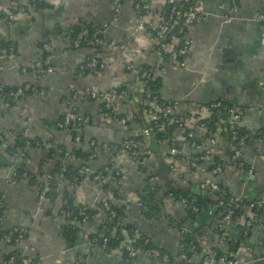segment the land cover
Wrapping results in <instances>:
<instances>
[{
	"label": "crops",
	"instance_id": "obj_1",
	"mask_svg": "<svg viewBox=\"0 0 264 264\" xmlns=\"http://www.w3.org/2000/svg\"><path fill=\"white\" fill-rule=\"evenodd\" d=\"M27 1L0 0V10L10 9L16 2ZM198 2L204 19L187 33L191 43L184 67L166 61L160 69L156 68L161 62L148 34L134 28L136 14L132 0H123L117 15L113 13L111 0H43L40 8H29L12 22L0 19V43L8 41L15 45L13 57L0 48V85L15 87L23 83H40L46 92L45 97L24 95L9 107L4 106L0 99V196L4 205L0 235L10 229H19L23 233L17 242L5 243L0 238V262L14 249H21L26 256L23 264H78V260L83 264H181L177 257L181 234L194 231L200 250L191 254V263L219 264L221 256L216 248L222 251L228 248L227 241H222L221 237L218 241L217 234L213 232L216 218L224 211L222 201L210 203L207 208L203 204L185 205L191 212H196L193 220L185 215L187 209L184 205L176 204L170 195H164V180L156 174H167L173 178L178 185L189 189L192 201L197 202L204 193L202 184L208 174L200 168L191 169L188 161L195 143L200 142L205 148L214 149L216 156L226 161L223 172L212 176L218 185L226 188L236 200L264 197V0ZM232 4H236V10H232ZM228 15L232 16L231 20L227 19ZM84 22L96 27L104 42L102 51L97 53L99 68L80 73V66L92 54V49L73 48L70 30ZM44 46L50 53L54 71L47 73L44 69L39 74L33 67L42 56ZM140 65L150 66L161 78L160 96L167 102L178 101L176 112H198L201 117H206L210 114L211 104L229 102L234 108H243L240 125L259 135L241 149L240 167L227 162L230 147L224 137H217L210 144L202 132L189 141H179L174 172L169 170L164 158L166 142H160L162 154L159 158L152 153L143 158L144 166L138 162L125 163V174L120 179L121 198L116 199V203L121 205V201L126 199L130 205L123 208L121 221L135 228V237L169 252L172 255L169 262L142 252L129 256L126 249L134 246L136 238L128 233L121 249L107 252L99 245L91 244L88 235L95 232L101 222L100 211L92 220L80 224L78 237L83 244L75 245L62 234L67 218L60 210L61 201L40 200L35 187L27 180L13 181L11 178L12 172L20 166L35 171L43 155L37 146L27 145L25 157L18 148L12 150L17 133L25 131L27 137L39 138L43 142L50 140L53 145H64L68 150L74 147L67 131L55 126L69 108L72 91L83 92L81 97L72 101L77 112L91 116L89 124L84 127L86 141L94 138L111 145L121 142L129 133H139L141 128L132 119L123 125L116 123L118 127H110L106 131V127H101L104 122H100L98 116L100 100L91 99L87 92L123 87L130 94L141 95ZM23 68L27 70L23 72ZM127 99L122 98L117 103L118 112L121 111L124 117L136 109L133 100ZM86 150L91 149L88 146ZM94 151L97 156L85 161L89 173L111 160L109 147H98ZM66 161L76 165L82 162ZM51 164L53 162L50 161L44 166ZM150 171H153L150 184L157 182L159 185L157 201L161 208V214L154 219L142 215L136 205ZM68 190L75 197V202L84 206L94 207L98 201L112 198L104 195L99 183L90 177L84 178L77 188L70 185ZM216 191L211 194L213 200L216 199ZM167 215L172 221L167 220ZM244 219L242 216L225 226L232 243H240L233 256L240 260V264H264V217L254 219L255 223H252L245 239L237 241L241 232L239 226ZM194 223L196 230H190Z\"/></svg>",
	"mask_w": 264,
	"mask_h": 264
},
{
	"label": "built area",
	"instance_id": "obj_2",
	"mask_svg": "<svg viewBox=\"0 0 264 264\" xmlns=\"http://www.w3.org/2000/svg\"><path fill=\"white\" fill-rule=\"evenodd\" d=\"M43 0H29V2L25 3H14L13 7L10 9L0 10V19H3L7 22L14 21L18 16L24 14L27 9L34 8L37 3H41ZM185 11L181 12L178 7V0H132L133 2V9L136 14L135 20H134V28L136 30H142L145 31L149 36V41L152 43V47H154V50H156L159 58H160V64L156 65V68L160 69L162 67V64L166 61H172L176 65L180 67H184L186 65V56L190 47V39L187 37V33H185L183 36H171L170 42H162L164 35L166 32H168L171 29V24L173 22V25L178 24V20L181 19L179 23V32H182V30L189 29L199 25L203 19L204 14L202 13L200 9V4L198 0H182ZM112 7H113V13L117 15L121 11V5L123 0H111ZM169 4V10L167 12V16L163 15L161 11V7L164 4ZM236 4H232V10H236ZM228 20L232 19L231 15H228ZM86 29L79 32L77 38L72 42L73 46L75 48L78 47V44L81 40H83V37L86 35ZM176 51H174V45L177 44ZM89 44H103V42L100 41L99 38H94L93 40L89 41ZM43 49H47V47L44 46ZM92 49V57L90 60L83 66H80V73H83V70H88L91 72L96 67V59L98 58V54L94 52ZM9 57L14 56V46L11 44L8 50ZM170 53L168 56V59H165L167 54ZM183 56V57H181ZM50 56H47L44 61L37 60L35 62V67L41 66L43 64H47L48 66L45 68V72L52 73L54 71V67L50 64ZM22 71H26V68H23ZM96 71V70H94ZM140 69H138V76L141 81V96H143L144 92H146L145 99L143 101V104L146 106V109L144 110V118L154 124V127L156 128V131L159 132V134L162 137H166V144H167V150L164 154V158L167 160V165L169 167V170L171 172H174L176 170V161L178 159L179 154V141L181 139H192L195 134L198 132H202L203 135L207 133L208 129V121L203 120L206 117H201L198 112H176V107L178 105V101H173L170 105H166L164 103H158L155 98L150 97V91H148L145 87V76L146 72L141 71L139 74ZM154 72V71H153ZM81 75V74H80ZM32 84V83H31ZM39 84L38 91L35 95H38L40 97H45V89L40 83ZM30 83L25 84V88H28ZM21 89L19 88L16 91V94H20ZM83 95V92L76 91L71 94V99L68 100L69 108L66 110L63 114V118L56 123V127L62 130L69 129V125L74 124L75 127H83L89 124L90 122V115L89 114H82L76 111L75 107L73 106V99L81 97ZM87 95L91 99H97L100 100L99 106H98V115L103 119L104 122H113L117 123L119 125H123L126 123L128 119L134 118L135 112H129L126 114L127 116H121L118 117L116 114L118 112V106L117 103L120 102L122 98H127L129 96L128 90H120L119 88H109L106 90H90L87 92ZM4 106L7 105L6 102L3 103ZM217 103L211 104L212 106H216ZM110 110L113 115H111V112H105V110ZM229 113L231 114L228 119L223 120L221 123L218 124L217 130L215 132L210 133V137L206 138L208 139V142L210 144H213L215 142V138L217 137H223L221 133L223 131H227L229 134L228 139V145L230 149L232 150L235 146L242 144L244 142L245 136L238 137L237 136V130L235 127V124H240V119L243 116V108H231L229 109ZM226 124L228 126L226 127ZM224 125V126H223ZM79 130V128H77ZM140 133L143 135L142 138H136L132 134L129 133L127 137H125L121 142L114 143V144H107L106 142L97 140L89 139L88 140V146L90 147L92 152H95L94 149L100 148H110L113 150V154L110 156L112 163V166L115 168V175L122 177L125 174V163L126 162H138L142 166H144L143 158L146 156H149L148 154H151L150 151L147 149L149 138L151 136V128L150 127H143L140 129ZM21 135L25 136V131H22L20 133ZM80 131H77L74 134L73 137V143L75 144L74 147H78L80 143ZM0 142H2V135L0 134ZM47 144L49 145L50 142L47 141ZM241 150L235 149L233 154L228 157L227 162L229 161L236 167H240L241 163L237 162V159L240 158ZM22 156L25 155V151H21ZM217 153L214 149H207L205 148V145L200 142H196L194 146V151L192 155L189 157V167L191 169L200 168L203 172H207L208 177H206L202 184V189L204 191L203 195L211 196L213 191L218 190V183L215 181L212 176L216 177L217 175H220L224 167L226 165V161L219 158V161L214 162L213 166L208 167L207 164L203 163V161H209L213 160L214 157H216ZM113 157V158H112ZM92 158V154L90 156ZM98 170V169H97ZM97 170L94 173V176L91 178L90 175L92 173H89L88 171L84 170V167L81 166L79 168V173L84 175V178L90 177L92 180L99 183L105 182L108 179L107 177L102 176V174L97 173ZM63 171L64 168H60L58 171L56 178L57 180H61L63 177ZM15 175V171L12 172V179ZM43 181H45V185L48 183V180H51L53 177L51 174L45 173L42 177ZM113 178V177H112ZM84 180V179H83ZM157 180V178L155 179ZM81 182L73 181L72 186L75 188L78 187V185ZM151 190H154L155 187H159L157 182L150 184ZM102 190V188L100 187ZM45 188L42 189L40 193H37V197L40 200L48 201V198L44 195ZM255 203H249L245 207V213L247 214V219L245 221V225L247 227V230L251 228L252 221L257 218L264 217V214L260 215L257 213V211L253 210L254 205L258 204L257 206L264 203V197L257 199ZM188 203L187 199L184 197H179L178 200H176V204H182L186 205ZM231 203V202H230ZM230 203L228 205H230ZM121 205L127 209L130 205V202L126 199H123L121 201ZM136 205L140 208L142 206L139 199L136 201ZM1 208V204H0ZM196 210H199L198 207L195 208ZM112 215H114V212H111ZM232 214V209L227 208L225 214H221L216 218V227H225L229 221L230 216ZM3 217V212L0 210V219ZM86 218V216H85ZM73 223H79L77 218H74L72 220ZM80 224V223H79ZM15 234V235H14ZM12 236H14L15 242L22 239V234L17 232V229H11L10 232L3 234L2 240L6 243H9L12 241ZM104 236L103 230L100 231L92 240L91 242H96L99 239V243L101 241L106 242V238L101 239V237ZM222 238V236H221ZM146 241L142 244L134 245L132 247H128L126 249V252L129 256L133 257L137 252L146 253L147 255L153 257V258H161L164 261L168 260L167 255H160V252L156 248H146ZM103 248V247H102ZM181 261V264H191L190 258L186 256L185 253L179 254L178 257ZM23 262H26V259L23 260ZM6 264H16L14 258L11 256L9 260L6 262ZM219 264H240V260L236 258L235 256H227V254L220 257Z\"/></svg>",
	"mask_w": 264,
	"mask_h": 264
},
{
	"label": "trees",
	"instance_id": "obj_3",
	"mask_svg": "<svg viewBox=\"0 0 264 264\" xmlns=\"http://www.w3.org/2000/svg\"><path fill=\"white\" fill-rule=\"evenodd\" d=\"M42 5H43V1L41 3H37L35 8L38 9ZM177 8L181 12L185 11V7H184L182 0H178ZM168 10H169V4L166 3L162 5L161 11L163 15L167 16ZM178 21L179 22L176 25H173V22H172L171 29L165 33L162 42H166V43L170 42L172 35L179 37V36H183L185 33L188 32L187 29H184L182 30V32H179V23L181 19H179ZM84 29H86L87 31L86 35L83 37V40L79 42L77 48H80V47L93 48L95 53L102 51L101 47L103 46V44L102 45L101 44H97V45L89 44V41L93 40L94 38H99L101 42H104V38L102 34L100 33V31L98 29L96 30V27L92 26V24L88 22L80 23L71 28L70 30L71 44L70 45L73 48H75L72 42L77 38L79 32ZM178 44L179 43L174 45V51H176ZM10 46H11V42H8V41L0 43V48L6 50L7 52ZM13 46H14V53H15V45L13 44ZM169 55L170 53L167 54L165 59H168ZM47 56H50V53L47 51V49H43L42 56L40 57L39 60L42 62L45 60ZM91 57H92V54H90L89 58H87L85 63H83L82 65L84 66L90 60ZM96 62L97 63H96V67L94 68V70H97L99 68L100 60L98 61V58H97ZM47 66H48L47 64H43L38 67L34 66L33 68L34 70L39 72V74H41L42 71ZM139 69H140L139 74L141 73V71L146 72L144 83H145L146 89L151 92L150 97L155 98V100H157L158 103H164L166 105H170L172 102H167L163 100V98H161L160 96L159 89L162 83L161 78L154 74L150 66L140 65ZM87 71L88 70L84 69L83 73ZM19 88L21 89V93L16 94V91ZM38 88H39V84H35V83H32V84L30 83L28 88H25V83L19 86H15V87H6L4 85H0V99L2 100L3 103L4 102L7 103L6 107H9L13 104V102L16 99L24 95L36 94V92L38 91ZM119 89L124 90L125 88L119 87ZM145 96H146V92H144L143 96L141 95L138 96V95L129 93L127 100H130V101L133 100L135 104L136 109H133L134 111L131 110L132 112H135L134 113L135 116L132 119L134 121L133 123H136L140 128H143L145 126L151 128V136L149 138L147 149L150 151V153L153 154L154 157L159 158L160 155L162 154L160 151V148H161L160 142H166L165 140L166 137H162L159 134V132L156 131L154 124L148 122L144 118L143 113H144V110L146 109V106L143 104V101L145 99ZM135 101L137 102V104L135 103ZM215 103H217V105L212 106L210 108L211 111H210L209 116L203 119V120L208 121V129H207V133L205 134L206 138L210 137V133L215 132L217 130V126L219 123L229 118V116L231 115L229 113V109L234 107L233 104L229 102L218 101ZM105 112H111V111L108 109V110H105ZM111 115H113L112 112H111ZM116 115L118 117H121L123 116V113H121L120 111ZM62 118H63V115L58 119V121H60ZM227 126L228 124H226V127ZM84 127L85 126L75 127L74 124H71L69 125V129L65 130L70 135L71 143L73 144V146L75 145L73 143L74 134L77 131L81 132L80 143L78 147H73L71 150H68L67 147H65L64 145H57V146L53 145L50 140H49L50 144L48 145L47 142L45 141L43 142V140L39 138H30L27 136H23L20 133H17L14 138V147L11 148L12 150H17L18 148L19 151L20 150L25 151V147L27 145L37 146V147H40V149H42L43 155L40 157L39 163L35 171L28 170L23 166L16 168L15 175L13 176V181H17L23 178L27 180V182L30 183L33 187H35V190L38 193H40L42 189L45 188L44 195L48 198L49 202L53 203L58 199L61 201L60 210H63V213L65 214L67 218V223L63 226L62 234L66 239H69L72 242H75V240L78 238L80 234V228L75 226L72 220L74 218H77L79 223L82 224L83 221L92 220L93 217L96 214H98L100 211L102 213L101 222L97 225L95 232L91 233V235L90 234L88 235V241L93 245H99L100 247H103L104 250L107 252L113 249H117V248L121 249V243L124 241L125 235H127V233L131 237H135L134 236L135 228H132L130 225L125 224L121 221V218L124 215V210H123L124 207L116 203V199L121 198L119 194L121 177L118 175L117 176L115 175V168L112 166V163L109 161L106 164L102 165L97 170V173H100L102 174V176L110 179L105 182H101L100 187L102 188V193L104 195H107L108 197L111 196L112 197L111 199L105 198L102 201L100 200L96 203L94 207L84 206V205H81L75 202V197L73 196L72 193L70 194V191L68 190L70 185L72 186L73 181L82 182V180L84 179V175L79 173V168L83 166L85 171H89L88 166L85 164V161H87L90 158L91 154H92V158H95L97 156L96 152H92L91 150H86L88 148V141H86ZM235 127L237 130L236 131L237 136L238 137L245 136L246 138L244 139V142L242 144L235 146L232 150L230 149L227 152L229 154L228 157H230L233 154L235 149L241 150L244 146H246L247 144H250L252 141L256 140L259 137V135H257L256 133L252 132L251 130L247 129L246 127L240 124L238 125L235 124ZM77 128H79V130H77ZM134 134L135 135L133 136L136 138L143 137V135L140 132L134 133ZM221 135L228 141L229 134L227 131H223ZM185 140L189 141L190 139L186 138ZM110 151H111L110 153L113 154V150L110 149ZM67 159L68 160L72 159V161L81 160L82 162L79 165H76L75 163L67 164L66 163ZM50 161L53 162V164H51V166L45 167L44 165L50 163ZM217 161H219V158L216 156L213 158V160L203 161V163L207 164L208 167H211L213 166V163ZM237 162L241 163L240 158L237 159ZM245 167L246 166H244V169ZM60 168H64V171H63V177L59 181L57 180L56 175L58 171L60 170ZM152 172L153 171H150L148 173L147 177L145 178L146 185L143 186V188L139 192V195H140L139 201L142 204V206L139 209H140L141 214L144 215L148 219H151V218L154 219L157 217V215H159V213L161 214V208L157 201V191L159 187L158 188L155 187L154 190H151V187H150L149 181L153 177ZM45 173L51 174L53 177L51 180H48V183L46 185L44 183L45 181L41 180V178L44 176ZM156 175L162 177V179L164 180V185L166 188L164 195H170L175 202L176 200L179 199V197H184L188 201V203L186 204L187 206L193 205V204H196V205L203 204L207 208V206L210 203L218 204L219 201L221 200L222 206L224 208V211L222 214L226 213L227 208L232 209V214L230 216V221H232V223L235 222V220H238L239 218H241L242 216L245 218L244 223L239 226V228L241 227L240 228L241 232L239 234V237L236 240L237 241L244 240L245 237L248 235V230L245 225L247 214L245 213L244 206L252 202L255 203L258 200L256 199L249 200V201L245 199L236 200L235 197H233L231 193L228 190H226V188H224L222 185H219L218 190L216 191V194H215V197H216L215 200H213L212 196L201 195L200 197H198V201L194 202L192 201L193 197L190 196L191 193L189 189L178 185L176 181L173 178H170L167 174L162 175L159 173ZM93 176H94V173L90 175L91 178ZM229 203L230 205H228ZM0 204H1L0 210L3 212L4 205H3V199L1 198V196H0ZM257 205L258 204L254 205L253 210L257 211L258 214L263 215L264 214V203H262L259 206ZM187 206H185V208L187 209L185 210L186 212L185 215L189 216V213H191V209H189ZM112 211L114 212V215L111 214ZM166 218L167 220L172 221L171 220L172 218L170 215H167ZM252 223H255V222L252 221ZM175 224H177V222H175ZM10 230L4 231L0 235V238L2 239L3 234L10 232ZM102 230H103L104 236L101 237V239L106 238L105 244L103 241L99 243V239L96 242H91V240ZM17 232L18 234L21 233L23 235L22 231H20L19 229H17ZM213 232L217 234L216 238L218 239V241L219 240L221 241L220 237L222 236L223 238L222 241L224 242L227 241L228 243V248L226 249V251L220 250L219 247L216 248L220 256H223L225 254H227V256H233V252H235L238 249V245L240 243L238 242L232 243V240L229 239L226 233L225 227L224 228L223 227H213ZM195 234L196 232L194 231L182 232L179 249L177 251L178 252L177 257H179V254L185 253L186 256L189 258L191 257V254L196 253L198 249L200 250V246L196 239ZM12 238H13L12 241L9 243L15 242L14 236H12ZM135 238H136V242L134 244L135 246L138 244L140 245L145 242L144 241L145 239H140V237L138 238L135 237ZM145 246L146 248L158 249L161 256L167 255L168 256L167 262H169L172 259V255L169 252L165 251L159 246H156L155 244H152V242L149 243L147 241ZM11 256L14 258L16 264H23V260L26 258V256L23 254V251H21V249H14L10 253H8V255H6L5 258H3L0 264H6V262L9 260ZM78 264H83V263H81V261L78 260Z\"/></svg>",
	"mask_w": 264,
	"mask_h": 264
},
{
	"label": "water",
	"instance_id": "obj_4",
	"mask_svg": "<svg viewBox=\"0 0 264 264\" xmlns=\"http://www.w3.org/2000/svg\"><path fill=\"white\" fill-rule=\"evenodd\" d=\"M189 217L191 218V219H193V220H195V218H196V212H191L190 214H189ZM75 226H77V227H79L80 226V224L79 223H73ZM195 225H196V223H194L192 226H191V229L190 230H196V228L197 227H195ZM195 227V228H194ZM81 244H83V240L80 238V237H78L77 239H76V241H75V245H81ZM216 262H214V264H215Z\"/></svg>",
	"mask_w": 264,
	"mask_h": 264
},
{
	"label": "rangeland",
	"instance_id": "obj_5",
	"mask_svg": "<svg viewBox=\"0 0 264 264\" xmlns=\"http://www.w3.org/2000/svg\"><path fill=\"white\" fill-rule=\"evenodd\" d=\"M99 116V115H98ZM100 117V116H99ZM99 120H101L100 122H104V121H102L103 119L100 117L99 118ZM105 125V126H104ZM118 127L117 125H115V123H113V122H104V124H102L101 125V127H106V128H104L106 131H109L110 130V127L111 128H114V127ZM135 164H138V163H135ZM134 167V166H133ZM134 170L137 172V170L135 169V167H134Z\"/></svg>",
	"mask_w": 264,
	"mask_h": 264
}]
</instances>
